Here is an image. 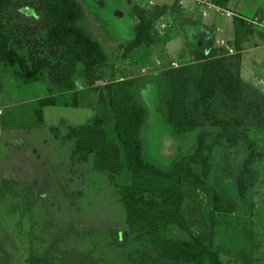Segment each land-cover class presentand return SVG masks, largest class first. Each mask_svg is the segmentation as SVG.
Segmentation results:
<instances>
[{
    "label": "trees",
    "instance_id": "trees-1",
    "mask_svg": "<svg viewBox=\"0 0 264 264\" xmlns=\"http://www.w3.org/2000/svg\"><path fill=\"white\" fill-rule=\"evenodd\" d=\"M177 9L178 0L149 9L133 0V36L111 52L117 55L114 60L152 64L149 49L158 45L156 26ZM87 17L81 0H0V63L25 84L45 78L52 84V95L37 100L34 115L39 125L44 124V109L59 107L64 93L73 95L70 107H79L76 77L82 66L85 88L108 109L111 121L97 116L83 126L69 127L66 138L74 142L71 160L75 165L93 160L94 170L105 173L116 189L127 214L126 231L115 233L112 245L126 248L133 241L141 246L128 253V264H224L223 253L215 247L217 219L235 215L238 203L224 190L209 187L207 178L214 151L220 150L227 163L220 168L233 177L242 199L255 188L258 166L264 161V93L243 82V55L237 46L240 34L253 26L235 19L233 54L215 51L212 33L204 43L206 52L195 47L192 63L161 72L168 126L180 140H196L193 152L165 171L145 158L148 113L138 99L145 79H114V60L84 26ZM108 75L110 80L99 85ZM201 191L210 218L206 222L197 213L199 217L189 221L184 206L188 200L201 203ZM172 228L188 238H169ZM4 251L0 250V264H10ZM62 263L56 243L26 260Z\"/></svg>",
    "mask_w": 264,
    "mask_h": 264
},
{
    "label": "rangeland",
    "instance_id": "rangeland-1",
    "mask_svg": "<svg viewBox=\"0 0 264 264\" xmlns=\"http://www.w3.org/2000/svg\"><path fill=\"white\" fill-rule=\"evenodd\" d=\"M81 1L88 15L84 26L114 60L117 55L111 52H117V47L127 44L133 36L131 15L122 0L117 5L105 0V19L101 15L103 22L97 25L93 18L98 16L101 3ZM141 2L145 1L137 0ZM115 9L123 11L124 18L117 19ZM257 54L262 56L264 66V49ZM157 58L163 66L168 64L169 59L159 53ZM139 62L115 59L116 78L145 75V89L138 96L148 113L143 129L145 158L167 171L193 152L196 140L194 136L180 140L173 135L165 118L166 86L161 78L152 75L153 64ZM144 68L148 70L146 74L141 73ZM257 69L262 72L263 67L259 65ZM109 80L110 75L103 77L99 85ZM76 83L80 87L79 107H70L73 95L64 93L59 102L68 107L45 108L44 124L39 125L34 115L37 100L52 95V84L47 78L25 84L0 63V250L9 254L10 264H26L30 254H40L54 243L61 250L62 264H128V253L141 247L133 241L126 248L112 245L115 233L126 231L127 214L116 189L105 173L94 170L93 160L72 163L74 142L66 138L68 128L83 126L97 116L111 121L108 109L85 88L82 66ZM211 159L207 185L224 190L238 203L235 215L217 219L215 247L223 253V263L264 264V161L258 166L255 188L239 199L233 177L220 168L227 165L224 158L221 160L220 150L214 151ZM204 195L201 191V203L196 205L192 200L186 202L184 213L189 221L199 214L206 222L209 220ZM168 237L185 240L188 234L172 228ZM42 240L44 245L40 244Z\"/></svg>",
    "mask_w": 264,
    "mask_h": 264
},
{
    "label": "crops",
    "instance_id": "crops-1",
    "mask_svg": "<svg viewBox=\"0 0 264 264\" xmlns=\"http://www.w3.org/2000/svg\"><path fill=\"white\" fill-rule=\"evenodd\" d=\"M139 4L143 8H152L156 5H172L175 0H144ZM180 9H177V14H173V17H165L160 20L156 31L158 33V45L149 49L150 60L154 65L155 76L160 77L161 72L171 68L175 63L178 66L187 65L193 62V50L200 49L206 52L205 40L208 36L212 35L215 41V51L218 53H226L227 48H231L234 51L235 45V19L248 22L256 18L264 19V0H208V4H202V0H178ZM99 3L97 17L94 16V22L97 25H101L103 22L101 19L104 12L107 9L103 6L105 0H95ZM112 3L117 5L121 3V0H112ZM125 6L127 14L130 16L131 5L133 0H122ZM115 16L117 19L124 18V12L120 9H115ZM228 12L230 17L225 16L223 13ZM131 23H132V19ZM223 36H226L224 38ZM194 41L196 46L189 41ZM200 41H203L201 44ZM237 46L242 52L243 63L241 77L246 85L258 89L263 93L264 91V66L261 59V55L258 56V52L264 49V32L260 31L256 27H250L246 32L240 34ZM200 42V43H198ZM221 42H225L227 47L221 45ZM198 43V44H197ZM199 45V46H198ZM107 50V49H106ZM157 53L162 58H168V64L163 66L162 62L158 60ZM176 59L180 60L178 62ZM261 65L263 67L262 72L258 71L257 67ZM143 71V69H142ZM141 71V73H142ZM145 75H134L128 78H116V72L114 73L115 80L122 81L130 78L143 77ZM66 94V93H65ZM61 96V95H60ZM60 106H63L61 104ZM59 106V107H60ZM45 121V117H44Z\"/></svg>",
    "mask_w": 264,
    "mask_h": 264
},
{
    "label": "built area",
    "instance_id": "built-area-1",
    "mask_svg": "<svg viewBox=\"0 0 264 264\" xmlns=\"http://www.w3.org/2000/svg\"><path fill=\"white\" fill-rule=\"evenodd\" d=\"M201 3L202 4H208V0H202ZM223 14L225 16H227V17H230L231 16V14L228 13V12H225ZM247 23L250 24V25H252V26H254V27H256L260 31H263L264 32V19H262V18H256V19H254L252 21H248ZM220 44L223 45V46H225V47H227V44L225 42H221ZM227 52L230 53V54H233L234 53L233 49H231V48H227ZM172 67L173 68H177L179 66L174 63L172 65ZM147 71L148 70L144 68L142 72H143V74H146Z\"/></svg>",
    "mask_w": 264,
    "mask_h": 264
}]
</instances>
